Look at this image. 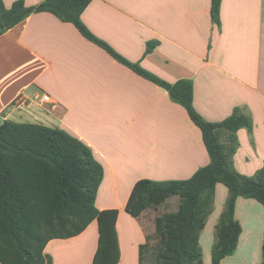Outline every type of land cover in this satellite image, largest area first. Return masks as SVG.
<instances>
[{"label":"crops","instance_id":"0c3cea01","mask_svg":"<svg viewBox=\"0 0 264 264\" xmlns=\"http://www.w3.org/2000/svg\"><path fill=\"white\" fill-rule=\"evenodd\" d=\"M211 4L92 0L81 18L130 62L169 83L192 81L205 120L222 121L237 107L250 115L252 129L237 131L232 165L252 176L264 167V0H222L219 24ZM5 120L59 127L90 146L104 166L96 206L118 210L117 264H140V245L155 232L149 209L137 218L126 211L136 182L187 179L210 160L200 128L166 89L50 12L33 13L0 36V125ZM227 198V187L217 184L207 224L211 215L219 220ZM235 217L239 244L220 264H259L264 205L239 197ZM98 237L94 220L76 236L49 240L43 253L51 264H93ZM204 264H212L210 256Z\"/></svg>","mask_w":264,"mask_h":264},{"label":"trees","instance_id":"16d2710c","mask_svg":"<svg viewBox=\"0 0 264 264\" xmlns=\"http://www.w3.org/2000/svg\"><path fill=\"white\" fill-rule=\"evenodd\" d=\"M91 1L42 0L28 5L26 0H12L10 4L0 0V36L33 13L50 12L73 23L87 39L166 89L174 101L184 106L202 132L209 163L187 179L138 180L126 211L137 218L177 196V208L154 219L159 241L154 264H204L200 235L213 211L216 186L224 184L228 198L215 226L216 239L211 249L212 264H220L236 252L239 244L242 226L235 217L238 198H252L264 205V167L247 176L232 165L237 131L252 129V118L237 107L222 121L205 120L194 107L192 81L169 83L161 79L121 56L86 27L81 15ZM221 2L212 0L211 4L216 24L220 23ZM153 47L148 43L147 52ZM103 178L104 166L82 139L59 127L5 120L0 125V262L51 264L43 253L49 240L76 236L97 220L99 237L93 264H117L118 210H99L96 206ZM147 246L148 241L140 245V264ZM259 264H264V234Z\"/></svg>","mask_w":264,"mask_h":264},{"label":"rangeland","instance_id":"374dc122","mask_svg":"<svg viewBox=\"0 0 264 264\" xmlns=\"http://www.w3.org/2000/svg\"><path fill=\"white\" fill-rule=\"evenodd\" d=\"M178 203H179V198L175 196L171 198L170 202L166 204L165 206H161L157 210H154L153 208L149 209L147 211V215H148L147 217L153 223L157 215L162 214L169 210H175L177 208ZM217 220H218L217 214L211 215L206 228H204V230L201 232L200 245L202 248L203 259L208 258L209 256L211 258V249L216 239L215 226H216ZM147 227L150 229L149 226ZM149 236H150V239L148 240V246L145 250L144 264H154L155 263L154 255L159 245V241H158V238L156 237L155 232H153Z\"/></svg>","mask_w":264,"mask_h":264},{"label":"built area","instance_id":"2783aa9c","mask_svg":"<svg viewBox=\"0 0 264 264\" xmlns=\"http://www.w3.org/2000/svg\"><path fill=\"white\" fill-rule=\"evenodd\" d=\"M43 101H49V96L48 95H44L43 96Z\"/></svg>","mask_w":264,"mask_h":264}]
</instances>
